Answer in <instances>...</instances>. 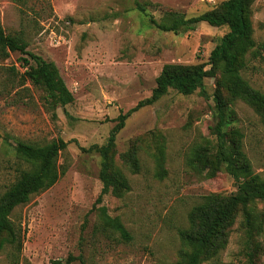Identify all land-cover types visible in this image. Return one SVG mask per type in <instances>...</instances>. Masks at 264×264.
I'll use <instances>...</instances> for the list:
<instances>
[{
  "label": "rangeland",
  "instance_id": "obj_1",
  "mask_svg": "<svg viewBox=\"0 0 264 264\" xmlns=\"http://www.w3.org/2000/svg\"><path fill=\"white\" fill-rule=\"evenodd\" d=\"M224 1L140 0L143 13L134 0H0L5 32L23 36L29 52L55 64L74 97L72 104L52 111L44 90L29 82L21 86L23 56L0 57V197L30 167L18 151L21 145L68 143L59 157L66 173L12 214L24 241L20 264L69 257L72 264H175L189 250L180 232L189 226L190 211L204 196L237 191L226 172L207 178L194 170L192 160L196 150L212 151L216 143L215 78L205 80V94L170 90L133 114L117 135L115 161L130 190L123 197L105 196L101 206L121 220L130 241L101 225L95 206L103 188L101 157L88 152L106 144L121 114L152 95L164 66L208 65L229 31L202 23L194 31L168 33L150 18L197 17ZM251 19L257 50L246 56L241 75L264 94V0L254 2ZM230 103V128L243 133L244 152L264 179L261 117L242 100ZM133 148L138 171L122 158ZM257 209L264 213V204L258 202ZM250 252L256 264H264V229L248 234L239 214L226 249L204 264H248ZM0 264H13L7 252H0Z\"/></svg>",
  "mask_w": 264,
  "mask_h": 264
},
{
  "label": "trees",
  "instance_id": "obj_2",
  "mask_svg": "<svg viewBox=\"0 0 264 264\" xmlns=\"http://www.w3.org/2000/svg\"><path fill=\"white\" fill-rule=\"evenodd\" d=\"M256 0H226L215 10L192 18L170 14L165 21L150 18L157 29L179 34L194 31L199 24L207 23L211 27H227L228 33L210 54L208 65L179 66L166 65L157 79L152 95L140 101L127 113L117 118L109 139L102 146L94 145L88 152L101 157L100 179L103 184L101 194L95 206L101 225L118 233L126 241L132 236L121 220L112 217L103 203V198L112 194L123 197L129 190V182L116 165V138L125 127L126 121L141 109L152 106L170 90L190 96L198 90L205 94V80L217 79V89L213 95L216 125L213 134L216 143L212 151L196 150L192 156L194 170L207 178L226 172L237 185V191L231 195L210 194L189 213V226L180 232L183 244L189 249L175 264H204L217 258L229 241V231L239 214L244 217L247 233L264 229V213L258 211L257 203L264 204V179L256 174L253 165L244 152L243 133L230 128V101L242 100L257 112L264 124V94L254 89L242 77L246 67V56L257 50L253 39L252 6ZM136 8L145 13L140 0H134ZM28 43L19 34H7L0 24V57L9 58L11 53H19L21 67V86L27 82L46 93L44 98L48 108L55 111L74 102V97L55 64L28 50ZM209 66V67H208ZM208 67V68H207ZM12 72L16 70L12 67ZM68 143L62 139L53 140L34 147L21 145L18 151L29 159L30 167L22 169L16 181L0 197V252H7L13 264H20L23 253V235L21 225L12 219L14 211L28 204L32 197L51 189L57 184L66 170L59 164V157L67 149ZM160 151V155L162 156ZM230 153V155H229ZM128 168L138 171L137 148L122 156ZM159 160L162 159L158 158ZM74 259L55 260L52 264H72ZM248 264H256L254 255L249 253Z\"/></svg>",
  "mask_w": 264,
  "mask_h": 264
}]
</instances>
